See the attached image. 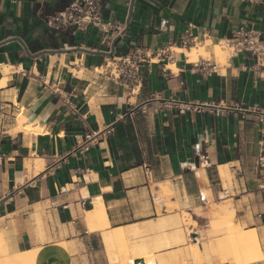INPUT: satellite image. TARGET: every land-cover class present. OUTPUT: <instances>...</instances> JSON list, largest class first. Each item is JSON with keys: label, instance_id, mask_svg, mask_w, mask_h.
<instances>
[{"label": "crops", "instance_id": "1", "mask_svg": "<svg viewBox=\"0 0 264 264\" xmlns=\"http://www.w3.org/2000/svg\"><path fill=\"white\" fill-rule=\"evenodd\" d=\"M71 1L0 0V236L7 249L36 247L38 264H109L98 260L101 232H88L83 203L100 201L110 229L141 230L163 198L185 205L197 226L224 218L225 236L253 233L261 248L264 68L248 53L219 61L213 47L240 26L264 40V0H134L132 9L131 0H104L103 29L49 30L45 17ZM185 36L189 46L181 44ZM194 47H207L196 62L214 63L215 71L194 69L183 52ZM136 48L150 61L130 92L109 73ZM20 121L38 132H14ZM36 160L43 162L38 173ZM222 202L228 207L216 208ZM187 247L160 255L167 264H191L180 258Z\"/></svg>", "mask_w": 264, "mask_h": 264}, {"label": "rangeland", "instance_id": "2", "mask_svg": "<svg viewBox=\"0 0 264 264\" xmlns=\"http://www.w3.org/2000/svg\"><path fill=\"white\" fill-rule=\"evenodd\" d=\"M218 49L220 53L223 54L224 58L229 54L228 51L221 48L220 46L218 47ZM196 60L197 59L195 58L192 61L196 62ZM19 123L18 126L14 129V132L24 131L20 129ZM5 130L7 129L5 128L4 131ZM224 189L226 190L225 186ZM206 192L207 191H203V193ZM161 196L164 195L161 194ZM160 200L161 201L158 202L159 207H157L156 205L157 201L155 202L156 212L155 215L151 217L152 221H150L146 225V227L142 228L141 230L123 229L122 239L113 240L107 244L105 243L103 238L104 233L101 232L102 245L99 243V246H101L104 250H98V260H107L109 264H133V260L141 259L145 264H155V261H157L158 264H167L169 263V259H165L160 254L170 250L175 246L186 243L188 247L185 249L184 253H181L180 258L190 262L191 264H248L246 263L248 257L243 256L247 254H242L240 252L241 250H239V252L236 251L235 246L231 245V243L230 246L228 245L229 243L225 239V233L227 232V230L225 228H222V226L224 225V218H217L214 221H210L206 225L202 226L191 225V221L188 220L186 216L190 211L185 205H178L176 203L171 204L170 198H163ZM218 207L224 209L228 206L227 203L222 202L217 205L216 208ZM183 218L185 220H183ZM82 222L83 218L82 216H79L78 223ZM240 229L243 231L245 230L241 227ZM210 231L212 232L210 233ZM191 233H197V237H191ZM237 234L241 233L237 232ZM221 237L225 240V242L223 239H221ZM1 238L3 237L0 236V245L4 244L7 252L11 254L12 252L7 249L4 239ZM260 238L261 237L259 235V239ZM260 242V254L256 253L251 257L254 258L258 255H261L263 257H261V259L263 260L264 239L261 238ZM192 243L197 244L202 253L198 258H194L193 260H191L189 257L190 251L188 249L190 244ZM2 245L0 249L2 248ZM221 245L223 246L221 247ZM224 245L226 246V248L224 247ZM229 247L231 248V250H233V252L229 249ZM224 249H227L230 255H227V250L225 251ZM234 250L236 254L234 253ZM206 251L208 253H206ZM2 252L3 248L2 250H0V264H7L8 260L6 258H3L5 257V255L4 253L2 255ZM251 252H253L252 249ZM231 256L236 257L233 258ZM248 260L252 261V264L260 261L257 259Z\"/></svg>", "mask_w": 264, "mask_h": 264}, {"label": "built area", "instance_id": "3", "mask_svg": "<svg viewBox=\"0 0 264 264\" xmlns=\"http://www.w3.org/2000/svg\"><path fill=\"white\" fill-rule=\"evenodd\" d=\"M251 3L258 0H245ZM104 0H72L62 10L45 17L44 24L51 30L59 32L64 29L77 31L89 28L103 29L101 12ZM123 29L120 26L115 28L117 36H121ZM183 46H189V36H185L181 41ZM219 46L228 51L230 56L241 53H248L256 60L255 68H264V40L260 31L246 26H240L234 31L230 38L222 40ZM149 55L145 49L136 48L128 52L125 56L118 58L109 73L111 80H121L123 84L130 88V92L141 86V69L149 60ZM194 69L198 73H210L217 69L214 63L201 60L194 64ZM180 112H183L180 110ZM259 175L264 176V154L257 159ZM201 190H209V184L205 178L200 179ZM227 195V191H222ZM202 198V193H200Z\"/></svg>", "mask_w": 264, "mask_h": 264}, {"label": "bare ground", "instance_id": "4", "mask_svg": "<svg viewBox=\"0 0 264 264\" xmlns=\"http://www.w3.org/2000/svg\"><path fill=\"white\" fill-rule=\"evenodd\" d=\"M204 45H206V44H204ZM208 47H209V45H208ZM218 47H219V45L213 47V49L215 51L214 53L216 55L214 53L213 54L215 56H218L220 58L218 60L220 61V60L224 59V56H223V54L220 53ZM206 48L200 49L199 47H194V48H191L189 51L183 50V52H184L185 56L188 58V60L192 61L193 59L197 58L200 55H202V56L204 55L205 56L207 54V49ZM220 63L221 62H219V64ZM20 129L24 130V131H26V130H30V131L34 130V132L38 130V128L33 129L31 124H30V122H27V121H20ZM34 165H35L34 173L41 172V170L43 169L42 160H36ZM222 170H224V169H222ZM221 174L224 175V172L221 173ZM199 176L201 177V175H199ZM161 194L165 195V190L164 189L161 190ZM186 216H187V219L191 221V223H192L191 225H195V223L190 219V216L188 214ZM84 217H85V223H86V227H87L88 232L89 233H93V232H97L98 231V232L104 233L103 238H104V241H105L106 244L110 243L113 240H119V239L123 238V229L122 228L110 229V224L108 222L104 207H103V205H102V203L100 201H98L96 204H94L91 207V209L85 211L84 212ZM185 219H186V217H185ZM185 219L183 218V220H185ZM0 235H2V234H0ZM1 239H4V238H1ZM221 239H223V238L221 237ZM225 239L228 241V243H229L228 245L229 246H230V243H231V245L235 246V250L236 251L239 252V250H241L240 252L242 254H246L247 253V255H243V256H247L248 259H250V260H253V259L256 260L257 259V260H260V261L262 260L261 259V257H262L261 255H258L257 257H254V258L251 257L252 255H254L256 253L260 254L259 243L257 241L256 236L253 233H248L247 235H244V234L240 235V234H237V233L236 234H228V235L225 236ZM224 242H225V240H224ZM188 243H189V241H188ZM1 245H0V247H1ZM222 246L223 245H221V247ZM224 247L226 248L225 245H224ZM2 248H3L2 255H3V253L5 255V257H3V258H6L8 260L7 264H38V262H37L38 249L36 247H34V248L30 249V250H25V251H21V252L19 250H17L16 248H14V250H13V252L11 254H9L7 252L4 244L2 245ZM2 248L0 250H2ZM227 248H228V246H227ZM188 249L190 251V252L188 251L190 253V254L189 253L188 254H189V257H190L191 260H193L194 258H198L199 255L202 254L200 249H199V247H198V245L195 244V243L194 244H190ZM217 249H218V246H217ZM229 249L231 250L230 247H229ZM251 249L253 250L252 253H250ZM224 250L226 251L227 249H224ZM235 250H234V253L236 254ZM231 251L233 252V250H231ZM232 252H230V253H232ZM49 253H50V255H52L54 257L56 251L51 250ZM206 253H208V252L206 251ZM226 253H228V250L226 251ZM227 255H230V254L228 253ZM231 257L235 258L236 256L235 257L231 256ZM248 259H247L246 263L249 264L252 261H249ZM7 260H6V262H7Z\"/></svg>", "mask_w": 264, "mask_h": 264}, {"label": "water", "instance_id": "5", "mask_svg": "<svg viewBox=\"0 0 264 264\" xmlns=\"http://www.w3.org/2000/svg\"><path fill=\"white\" fill-rule=\"evenodd\" d=\"M133 1H134V0H131V9H132ZM131 9H130V12H129V15H128V18H127L126 27H125V29L122 31L121 35H123V34L127 31L128 27H129V20H130V18H131ZM119 38H120V37H116V38L113 40L112 45H111V51H110L107 55L111 56V55L113 54V52H114V48H115V45H116L117 42L119 41ZM89 53H92V52H89ZM83 204H84V207H85L87 210L91 209V207H92V203H91V202H84ZM191 237H194V238L197 237V233H191ZM133 264H144V262H143V260H141V259H137V260H133Z\"/></svg>", "mask_w": 264, "mask_h": 264}]
</instances>
